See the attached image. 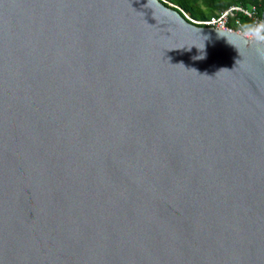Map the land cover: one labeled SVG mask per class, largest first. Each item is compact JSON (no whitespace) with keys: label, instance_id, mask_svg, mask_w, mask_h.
<instances>
[{"label":"water","instance_id":"95a60500","mask_svg":"<svg viewBox=\"0 0 264 264\" xmlns=\"http://www.w3.org/2000/svg\"><path fill=\"white\" fill-rule=\"evenodd\" d=\"M166 0H0V264H264V44Z\"/></svg>","mask_w":264,"mask_h":264},{"label":"built area","instance_id":"2783aa9c","mask_svg":"<svg viewBox=\"0 0 264 264\" xmlns=\"http://www.w3.org/2000/svg\"><path fill=\"white\" fill-rule=\"evenodd\" d=\"M182 11L197 25L237 32L248 39H258L260 43L264 44V12L258 15L255 7L249 9L242 5H231L206 19H194L187 15L184 10ZM241 15L246 16L251 21L250 27H245L241 23Z\"/></svg>","mask_w":264,"mask_h":264},{"label":"trees","instance_id":"16d2710c","mask_svg":"<svg viewBox=\"0 0 264 264\" xmlns=\"http://www.w3.org/2000/svg\"><path fill=\"white\" fill-rule=\"evenodd\" d=\"M166 5L172 3L189 12L194 19H206L231 5H242L251 9L255 7L258 15L264 12V0H166ZM170 6V5H169ZM175 6H170L177 9ZM241 23L245 27L251 26V21L246 16H240Z\"/></svg>","mask_w":264,"mask_h":264},{"label":"rangeland","instance_id":"374dc122","mask_svg":"<svg viewBox=\"0 0 264 264\" xmlns=\"http://www.w3.org/2000/svg\"><path fill=\"white\" fill-rule=\"evenodd\" d=\"M186 13H187V15H189L190 17H192L191 14H190L189 12H186Z\"/></svg>","mask_w":264,"mask_h":264}]
</instances>
